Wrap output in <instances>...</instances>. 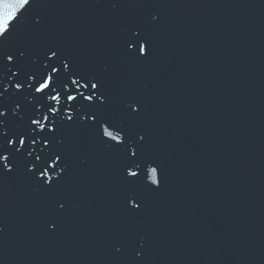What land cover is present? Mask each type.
I'll list each match as a JSON object with an SVG mask.
<instances>
[{
    "label": "water",
    "instance_id": "water-1",
    "mask_svg": "<svg viewBox=\"0 0 264 264\" xmlns=\"http://www.w3.org/2000/svg\"><path fill=\"white\" fill-rule=\"evenodd\" d=\"M263 54L264 0H0V264H208Z\"/></svg>",
    "mask_w": 264,
    "mask_h": 264
},
{
    "label": "snow or ice",
    "instance_id": "snow-or-ice-1",
    "mask_svg": "<svg viewBox=\"0 0 264 264\" xmlns=\"http://www.w3.org/2000/svg\"><path fill=\"white\" fill-rule=\"evenodd\" d=\"M25 2H27V0H25ZM44 87H48V85L47 84H45L44 85ZM93 87H95V85H93ZM6 159V158H5Z\"/></svg>",
    "mask_w": 264,
    "mask_h": 264
}]
</instances>
